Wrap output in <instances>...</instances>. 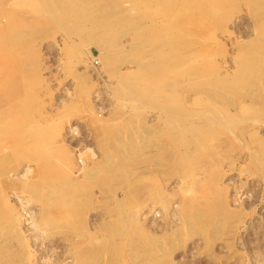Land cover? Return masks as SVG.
Returning a JSON list of instances; mask_svg holds the SVG:
<instances>
[{"label": "rangeland", "instance_id": "rangeland-1", "mask_svg": "<svg viewBox=\"0 0 264 264\" xmlns=\"http://www.w3.org/2000/svg\"><path fill=\"white\" fill-rule=\"evenodd\" d=\"M0 264H264V0H0Z\"/></svg>", "mask_w": 264, "mask_h": 264}, {"label": "bare ground", "instance_id": "bare-ground-1", "mask_svg": "<svg viewBox=\"0 0 264 264\" xmlns=\"http://www.w3.org/2000/svg\"><path fill=\"white\" fill-rule=\"evenodd\" d=\"M121 36V35H120ZM124 47V46H123ZM87 175V174H86ZM89 178V177H88ZM57 191V190H56ZM7 238V237H6Z\"/></svg>", "mask_w": 264, "mask_h": 264}]
</instances>
